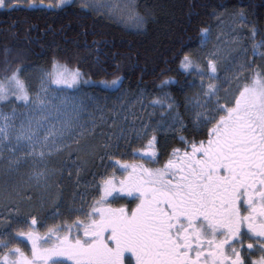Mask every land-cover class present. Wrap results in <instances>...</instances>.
I'll return each instance as SVG.
<instances>
[{
	"label": "snow or ice",
	"instance_id": "1",
	"mask_svg": "<svg viewBox=\"0 0 264 264\" xmlns=\"http://www.w3.org/2000/svg\"><path fill=\"white\" fill-rule=\"evenodd\" d=\"M19 3L0 0V10ZM25 3L30 9L74 6V0ZM79 7L107 14L103 10L114 6L80 0ZM236 15L237 24L246 23L243 9ZM130 19L138 29L148 23L139 15ZM249 28L250 48L241 44L233 49L236 54L224 70L230 75L218 68L219 49L206 48L212 43L208 27L200 30L206 54H178L188 87L198 89L185 102L197 135H180V147H172L162 165L157 133L173 125L188 129L180 105L166 91L177 81L162 79L160 95L147 104L167 113L161 117L163 126L144 119L94 145L88 137L100 127L97 114L108 123L104 114L123 111V98L111 109L99 96L87 102L79 93L94 82L79 67L55 57L34 87L20 54L9 60L5 49L0 60V164L10 174L29 171L18 184L0 185V264H264V34L254 25ZM122 80L114 73L98 87L118 92ZM144 99L141 93L137 100L142 112ZM129 135L140 143L130 153L140 163L116 158L120 141L130 143ZM61 156L75 165L77 175L86 169V157L109 160L104 173L93 178L96 198L86 201L80 194V206L63 214L24 211L32 188L48 192L56 175L49 162Z\"/></svg>",
	"mask_w": 264,
	"mask_h": 264
},
{
	"label": "trees",
	"instance_id": "2",
	"mask_svg": "<svg viewBox=\"0 0 264 264\" xmlns=\"http://www.w3.org/2000/svg\"><path fill=\"white\" fill-rule=\"evenodd\" d=\"M138 9L149 17L146 31L142 33L129 31L76 4L62 10L28 6L0 10V60L8 49L9 60L16 59L19 53L24 66L32 69L49 68L55 57L79 67L96 84L118 74L123 78L122 88L130 91L146 89L159 93L162 79L171 78L177 83L169 85V89L181 102L190 80L182 74L176 58L181 51L190 52L202 45V28L210 30L223 12L243 9L249 25L264 34V0H139ZM180 135L191 138L197 134L188 128L169 139L159 137L161 163L172 147H180ZM136 148L119 147L116 158L128 159L130 163L139 161L130 155ZM86 158L87 167L79 170V175L66 156L59 157L55 164L52 159L49 167L56 170V175L48 192L32 188V199L24 201L23 210L42 216L53 211L54 205V209L60 205L57 209L65 211L72 206L79 207L80 194H85L88 201L96 198V189L91 186L93 178L104 173L109 160L96 156ZM28 171L29 168H21L19 176H15L16 173L7 171L6 165L0 164V185L18 184ZM42 196L46 201L44 213L40 211Z\"/></svg>",
	"mask_w": 264,
	"mask_h": 264
},
{
	"label": "rangeland",
	"instance_id": "3",
	"mask_svg": "<svg viewBox=\"0 0 264 264\" xmlns=\"http://www.w3.org/2000/svg\"><path fill=\"white\" fill-rule=\"evenodd\" d=\"M79 2L80 0H74V4L76 5H79ZM96 2L102 4L108 3L114 6L112 9L103 10V12L107 14H100V15H103L106 18L110 19L111 21L116 22L117 24H119L120 26H122L123 28L129 31H133L135 33H142L146 31L148 23L144 28L138 29L133 26V20L130 19V17L139 15L145 17L149 21V17L147 15L142 14L138 9L139 0H96ZM18 6L25 7L27 6V4L25 3V0H20ZM237 13L238 12L227 11L221 13L216 17L215 23L213 27L210 29L212 43L206 46L207 49H212L213 47L219 49L221 61L220 64L218 65V68L225 75H230V73H227L224 70L232 63L231 58L236 54L233 51V49L241 44L250 48V40L248 39V33L250 31L249 23L246 19V23L242 25L237 24L236 23ZM190 52L196 53L198 55L206 54L201 52V46L198 49L192 50ZM257 63L259 64V60ZM47 69L48 68H44V67H36L29 69L30 71L26 75L32 81V85L34 87L37 88L39 87L40 74L42 71ZM94 85L96 86L83 85L81 88L79 95L82 98H84L87 102L90 103V101H88V97L99 96L102 98L101 103L103 104L104 102H106L108 108L111 109L114 106L118 107V105L121 102L120 98H123L124 101L123 111H119L118 108V115H113L111 111H108L107 113L104 114V119L108 121V123H104L100 121L99 114H97V123L100 124V127L96 128V135L94 137L93 136L88 137V141L94 145L99 144L102 141L108 140L110 136H113V134H118L121 128L131 127L133 125L138 126L141 120L144 119H150L153 123L162 124L161 117L167 115L166 112H162L159 109H156L154 111L152 108L147 107L148 101L158 97L160 95V91L159 93H155L146 89H142L139 91H130L121 87L120 90L117 92L114 89L101 90V88L98 87L99 84L94 83ZM166 91L177 102V104L180 105V107L178 108V112L181 118L183 119L185 125H188V128L192 129L190 124L191 113L187 111L185 102H186V97L195 95L198 89H192L189 87L188 90L182 95L181 102L176 99V96L170 91L169 86L166 88ZM141 93H143V95L147 97V99H144L143 101L144 104L143 112L141 111V104L137 102L138 98H140ZM5 111H7V109H5ZM149 113H151L150 117H149ZM125 117H127V119H125ZM112 121L116 122L115 126L112 125L111 123ZM163 123H170V121H164ZM183 131L185 130L180 129L178 125H173L171 128H164V130L159 131L157 133V136L158 139L159 137H165L166 139H169L177 134H181ZM128 138L130 143H125L123 140H121L120 147L140 146V143L135 141L131 135H129ZM5 155H7V153H5ZM53 159L55 160L54 164L59 161V158L54 157ZM140 162L142 161H136L133 163H140ZM161 165H146V166L152 167V166H161ZM17 175L19 176L18 173L15 174V176ZM22 177L25 178L24 175ZM85 200L88 201V198L85 197ZM45 202H46L45 199L43 200L41 199L42 206L40 208V211L43 213L45 210L44 209ZM48 205L50 206L51 204L49 203ZM54 206H52L53 211H58L62 214L67 212L64 209L62 210H58L57 208L54 209ZM79 206H80V201H79ZM118 206H120V204L113 205V207H118ZM50 211L51 210L47 211L42 216H49V214L53 212ZM52 222H53L52 219L49 218V224H51ZM41 230L43 231V229ZM28 247L29 246L25 245L23 250L27 252Z\"/></svg>",
	"mask_w": 264,
	"mask_h": 264
}]
</instances>
